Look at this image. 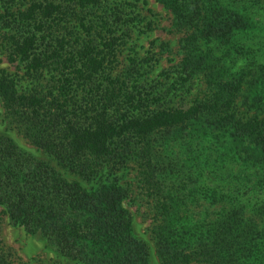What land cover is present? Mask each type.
<instances>
[{
    "label": "trees",
    "instance_id": "16d2710c",
    "mask_svg": "<svg viewBox=\"0 0 264 264\" xmlns=\"http://www.w3.org/2000/svg\"><path fill=\"white\" fill-rule=\"evenodd\" d=\"M156 1L182 32L180 83L200 74L207 86L185 108L150 109L147 96L112 74L126 35L114 15L118 4L0 0V51L14 67L0 69L3 117L50 158L0 134V213L74 264H150L120 202L123 190L83 186L57 170L89 182L114 147L132 143L142 146L133 157L159 264H264V60L236 71L222 61L262 49L256 29L264 25V0ZM193 122L216 141L228 137L232 154L209 166L212 179L220 176L213 184L189 187L191 175L167 184L154 176L151 143ZM239 145L243 155L234 157ZM221 155L231 157L235 173ZM0 264H12L1 238Z\"/></svg>",
    "mask_w": 264,
    "mask_h": 264
},
{
    "label": "rangeland",
    "instance_id": "374dc122",
    "mask_svg": "<svg viewBox=\"0 0 264 264\" xmlns=\"http://www.w3.org/2000/svg\"><path fill=\"white\" fill-rule=\"evenodd\" d=\"M113 3L118 4L114 15L119 18L117 24H121L126 35L123 36V43L118 47L116 65L112 74L123 76L128 85L134 86L142 96H147L150 109L185 108L194 99L202 98L207 91L202 75H193L183 84L179 81L177 65L182 54L178 49V39L182 32L172 27L173 18L170 11L156 0H103L102 5L109 8ZM146 23H149L150 30L144 28ZM256 30L259 36L262 35L261 43L264 45V25ZM250 55L236 56L232 60L224 58L222 61L232 71L239 70L249 60H264V46L254 56ZM0 69L9 73L14 72L13 65L6 61L1 51ZM197 124L199 128L200 123ZM196 129L193 122L175 130H168L164 138L163 133L156 134L157 140L151 143V160L157 168L154 172L155 177L163 174L162 178H165V182L172 184L171 181L183 182L187 175H191L193 181L188 182V186L193 188L202 180H207L210 184L219 180L220 176H214L212 179L213 173L209 166L216 164L218 154H232L225 149L231 144L229 138L220 137L216 141L214 137L203 135ZM217 133L221 134V132ZM0 134L7 135L19 147L36 157L49 158L41 149L30 144L3 117L1 104ZM243 147L244 145H239L238 152L233 151V156L243 155ZM114 148L115 150L101 162V166L96 171V178L89 182L78 178L75 174L64 173L59 167L57 170L68 179H78L83 186L97 185L99 182L118 185L123 190L120 202L130 214L133 235L147 246L149 263L159 264L148 231L151 220L149 200L140 190L139 186L142 183L137 175L139 167L136 157H133L134 151L138 152L142 146L137 148L129 143L122 145L121 149ZM221 156L226 162H230L225 169L235 173L237 165L231 162V157ZM204 158L207 160L203 162ZM49 162L54 165V161ZM201 166L203 168L200 170ZM224 179L226 181L227 178ZM197 203L206 205L209 201L199 200ZM0 238L5 251L10 254L12 264H74L73 261L47 246L39 233L25 231L20 224L10 222L6 214L1 213Z\"/></svg>",
    "mask_w": 264,
    "mask_h": 264
}]
</instances>
